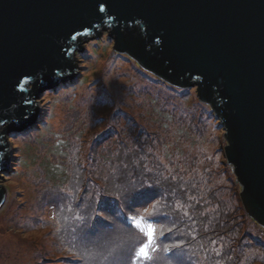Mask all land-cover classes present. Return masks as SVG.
I'll use <instances>...</instances> for the list:
<instances>
[{"label": "trees", "instance_id": "obj_1", "mask_svg": "<svg viewBox=\"0 0 264 264\" xmlns=\"http://www.w3.org/2000/svg\"><path fill=\"white\" fill-rule=\"evenodd\" d=\"M108 27H100L94 36ZM131 31V35L125 32L127 40H137L138 33L145 36L140 24L132 25ZM93 34L81 36L79 44ZM74 52L69 55L75 65ZM124 56L133 61L111 52L103 69L95 70L101 75L97 82L87 81L84 72V78L61 85L72 87L62 90L61 99L67 93L74 97L72 91L87 85L83 95L76 96L88 105L78 117L81 129L76 130L85 136L74 141V130L67 131L70 150L67 147V154L59 157L52 154L64 167L59 171L62 176H53L58 181L41 167L45 181L36 178L39 194L29 211L33 230L42 235L20 250L21 264H264L259 235L264 229L248 215L240 184L236 182L234 192L213 160L199 164L180 151L188 144V132L203 141L214 137L209 136L214 126L225 128L214 106L200 100L201 86L193 85L198 87V96L193 97L190 88L171 86L157 76L145 79L136 69L141 68L138 63L135 71L124 70ZM76 71L77 67L73 74ZM73 74L61 73L58 80ZM199 81L195 77L192 82ZM26 87L36 93L31 100L37 106L42 90L30 82ZM210 98L221 105L216 90ZM48 128L42 125L33 141ZM7 129L11 125L1 129L6 144ZM180 131L181 137L175 139ZM45 141L56 143L51 135ZM133 217L154 228L150 258L137 257L148 238L130 220ZM3 264H12L9 256Z\"/></svg>", "mask_w": 264, "mask_h": 264}, {"label": "water", "instance_id": "obj_2", "mask_svg": "<svg viewBox=\"0 0 264 264\" xmlns=\"http://www.w3.org/2000/svg\"><path fill=\"white\" fill-rule=\"evenodd\" d=\"M106 24L115 47L145 69L201 86V99L225 125L243 204L264 227V0H0V127L11 125L9 133L32 122L37 97L27 83L43 91L61 73L73 74L70 52ZM137 24L144 38L127 40ZM213 89L221 105L212 103ZM5 139L0 130V171L9 159ZM5 191L0 187V207Z\"/></svg>", "mask_w": 264, "mask_h": 264}, {"label": "rangeland", "instance_id": "obj_3", "mask_svg": "<svg viewBox=\"0 0 264 264\" xmlns=\"http://www.w3.org/2000/svg\"><path fill=\"white\" fill-rule=\"evenodd\" d=\"M105 29L109 32L112 30L110 26ZM108 31H104L105 33H102L101 36H94V33L93 37L86 40L81 45L83 49H77V54L75 52L76 55H74V59L78 69L74 76L84 78L86 76L84 72H86L87 81L97 82L101 75L99 73L96 74L95 70L99 69V71H101L103 69L104 64L108 63L107 59L111 55V52L114 50L121 51L115 47V37L112 34L110 35ZM100 41L101 43L96 46V43ZM123 53L129 54L128 52ZM123 60L125 62V71H130V68H133V71H135L136 60H128L125 56ZM140 67L142 69L139 67L136 69L140 70L145 79L155 78L148 70L144 69L142 66ZM66 80L67 79H61L56 81V83L58 84ZM170 85L174 86L172 84ZM189 87L191 88L188 90V93L193 97H197V87L193 85ZM86 88L87 85H83L78 90L75 89L72 91L71 94L74 95V97L72 96V98H69L68 96H70V94L67 93V97L63 99L58 95V92H60L62 88L58 90L54 88L50 90L45 89L41 92L42 94L40 97L36 99L38 119L39 116L43 114H51V116L47 121L43 119L39 121L38 124H31L32 127L35 126L31 132H33L35 128H39V124L42 122L47 123L49 126L48 129H45L47 130L46 133H41L39 141L21 142L20 140L17 141L18 138H14L15 134L12 136L10 134L8 135L10 173L5 171L0 172V187H4L7 195L6 203H3L0 208V258L3 259V262L0 261V264L4 263L6 256H9V259L12 260V264H21L20 250L23 249L28 240L39 238L42 235L40 231L33 230L34 226L30 221L33 217L30 215L29 205L35 201L39 194L37 191V179H44V173L41 172L42 168L48 172V177L51 180L58 181L53 176H57L59 171L63 170L64 167L59 164V162H61L60 159L59 162L52 159V154L56 153V156L59 157L60 154H67V147L69 148L68 151L70 150L71 145L68 143L69 134L67 131L74 130L75 135L80 137V133L76 131L81 129V120H79L78 117L81 113L87 111L88 105L77 100L76 96L77 93L83 95V91H85ZM107 105H109V103ZM121 118H123V116H121ZM219 122L222 123L220 119ZM214 123H216L217 126L219 125L218 120H215ZM4 127H6L5 123L2 124L0 130ZM182 133L183 131L177 133L175 139L179 138ZM188 134L190 142L187 145H182L180 151L182 150V152H186L187 154L190 153L192 159L196 156L195 160H198L199 164H201L206 156L207 159L213 160L215 167L219 168V171L230 180L234 188H232V190L238 191V187L236 186V182L238 183L237 177L232 166L226 160L225 146H227V142L224 137V129H217L216 126H214L209 132V136H214L211 140L199 141V136L196 133L188 132ZM48 135H54L52 137L55 138L56 143L51 141L46 142L45 139ZM18 136H22V134L18 133L17 137ZM84 136L83 134L81 137ZM87 136L88 135H86V137ZM60 145L62 146L59 147ZM11 159H14V161ZM230 168H232V172ZM227 187L230 186L227 185ZM259 235L262 236L261 241L264 243V232H259Z\"/></svg>", "mask_w": 264, "mask_h": 264}, {"label": "snow or ice", "instance_id": "obj_4", "mask_svg": "<svg viewBox=\"0 0 264 264\" xmlns=\"http://www.w3.org/2000/svg\"><path fill=\"white\" fill-rule=\"evenodd\" d=\"M101 11H104V8H101ZM73 39H76V37H73ZM143 218H141V220H137L136 217H133V220L136 221L137 223V227L140 228L141 232H143L145 234V236L148 238L149 240V244H145L141 249H140V254L145 256L146 258H150L147 257V251L146 249H148L150 247L151 243H154V237H153V233H154V229L152 228V225L150 224H145L142 225L141 221Z\"/></svg>", "mask_w": 264, "mask_h": 264}, {"label": "clouds", "instance_id": "obj_5", "mask_svg": "<svg viewBox=\"0 0 264 264\" xmlns=\"http://www.w3.org/2000/svg\"><path fill=\"white\" fill-rule=\"evenodd\" d=\"M176 85H177V84H176ZM178 86H179V85H178ZM181 87H183V86H181ZM196 87H197V86H196ZM200 99H201V97H200ZM201 100H202V99H201ZM202 101H203V100H202ZM203 102H205V101H203ZM205 103H208V102H205ZM208 104H209V103H208ZM209 105H211V104H209ZM28 124H29V123H28ZM28 124H27V125H28ZM27 125H26V126H27ZM24 128H25V127H24ZM14 131H16V130H14ZM10 133H12V131L9 132V134H10ZM9 134H8V135H9Z\"/></svg>", "mask_w": 264, "mask_h": 264}, {"label": "bare ground", "instance_id": "obj_6", "mask_svg": "<svg viewBox=\"0 0 264 264\" xmlns=\"http://www.w3.org/2000/svg\"><path fill=\"white\" fill-rule=\"evenodd\" d=\"M108 25H109V24H108ZM109 26L111 27V25H109ZM111 29H112V28H111ZM113 35H114V37H115V34H113ZM219 119H220V117H219ZM220 120H221V119H220ZM221 122H222V120H221ZM222 123H223V122H222ZM1 207H2V206H1ZM1 207H0V208H1Z\"/></svg>", "mask_w": 264, "mask_h": 264}]
</instances>
